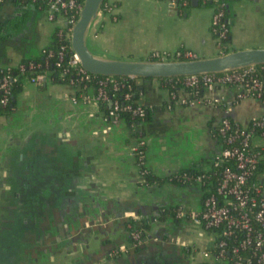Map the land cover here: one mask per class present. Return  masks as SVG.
<instances>
[{"label":"crops","instance_id":"crops-1","mask_svg":"<svg viewBox=\"0 0 264 264\" xmlns=\"http://www.w3.org/2000/svg\"><path fill=\"white\" fill-rule=\"evenodd\" d=\"M104 2L110 10L95 17L85 36L98 56L220 52L211 6ZM228 7L229 50L264 46V0H230ZM4 24L9 27L2 31ZM57 25L32 2H1L0 65L39 54ZM137 82V100L148 117L133 128L123 119L112 121L69 83L48 76L21 81L12 107L0 113V264H198L204 258L197 251L210 246L212 235L186 216L200 207L197 186L143 184L134 149L141 139L143 163L157 175L198 162L205 169L218 148L212 132L218 120L226 114L245 125L264 113L263 105L253 96L236 99L232 86L205 90V98L192 104L177 103L157 78ZM217 95L221 104L207 100ZM163 206L176 207L175 214L151 219ZM140 214L151 222L134 248L124 221Z\"/></svg>","mask_w":264,"mask_h":264},{"label":"built area","instance_id":"built-area-1","mask_svg":"<svg viewBox=\"0 0 264 264\" xmlns=\"http://www.w3.org/2000/svg\"><path fill=\"white\" fill-rule=\"evenodd\" d=\"M2 0H0L1 2ZM43 4L45 17L57 21L55 34L59 40L55 64L59 65L64 50L69 49L67 63L73 66L79 79L89 80L90 74L79 64V60L69 46L70 27L75 18H67L65 11L77 13L82 1L79 0H32ZM176 4L177 0H171ZM185 3V0H181ZM98 14L110 10L106 2ZM97 14V15H98ZM217 20V13H212L211 23ZM69 23V24H68ZM43 49V48H42ZM41 49V51H42ZM40 51V52H41ZM51 51H47V56ZM151 56L158 59H182L195 57L190 50H175L173 53L152 52ZM171 56V57H170ZM182 57V58H180ZM46 59L44 64L46 65ZM31 63L28 67H31ZM10 67L23 70L24 64L0 65V105H5L11 96L10 81L16 79L11 76ZM63 71H60V74ZM44 74H34L22 78L31 82H39ZM179 77L176 81L180 87L176 91L167 90L169 100L177 103L192 104L205 98V90H214L222 86L235 88L236 99L253 96L260 100L264 108V64L249 65L218 73L189 74ZM71 82V81H70ZM96 91L83 83L73 86L76 93L91 96L95 102H106L110 107L105 115L112 121L120 119V110H130L133 114L142 116L144 107L137 99L131 102L119 103L106 90L109 84L115 89L117 83L110 76H103L96 80ZM129 92L124 98H129ZM211 103H222L223 97L207 96ZM227 109L228 107H224ZM216 127L217 151L212 156V166L224 163L218 171L216 185L208 191L196 210L186 212L189 220L205 228L211 235V243L207 249L197 252L204 258L201 264H264V113L248 120L241 125L228 115L222 116ZM143 145L138 140L137 147ZM136 147V148H137ZM134 149V151L136 150ZM209 167L207 166V169ZM206 169V168H205ZM200 175L191 180L196 186L200 182ZM131 237L139 242V231L134 230Z\"/></svg>","mask_w":264,"mask_h":264},{"label":"trees","instance_id":"trees-1","mask_svg":"<svg viewBox=\"0 0 264 264\" xmlns=\"http://www.w3.org/2000/svg\"><path fill=\"white\" fill-rule=\"evenodd\" d=\"M2 0L1 2H3ZM14 3H17L19 6L26 2H32L38 8L42 9L43 4L39 1H32V0H9ZM82 1V0H79ZM230 0H196V4L208 5L211 6L214 13H217V20L214 24H210V28L214 35L217 37L216 45L220 49L219 53H223L229 50L227 47V43L229 41V24L231 13L228 7ZM0 2V3H1ZM104 0L100 4V9H103ZM191 4V0H185V3H181V0H177L176 5L179 9H182L184 6H189ZM26 10V9H25ZM67 18H75L76 13H73L71 10H67L64 13ZM21 15V14H19ZM20 17V16H19ZM16 18V17H15ZM24 18V17H22ZM19 18L17 22L21 23L23 20ZM22 20V21H21ZM21 21V22H20ZM13 24L12 22H9ZM69 24V23H68ZM56 29V28H55ZM54 29V31H55ZM59 47V40L56 37L55 32H53L51 41L43 47L42 51L31 57H25L20 60L21 63L24 64L23 70H18L15 67H10L9 72L11 76L16 75L15 80L10 81L11 85V96L8 102L1 106L0 105V113L9 110L12 107L13 98L16 92L19 90L21 86L22 78L28 77L34 74H44L43 76H48L49 80L54 82H65V83H73L74 85H82L85 83L86 85L90 86L92 91H96V80L102 78V75H95L90 74V79L85 81L79 79V75L76 74L75 68L67 63V57L69 55V49L64 50L62 59L59 61V65L55 64L56 59V52ZM50 50L51 54L47 56V51ZM148 59H158L157 56H148ZM182 58V57H180ZM46 59V65L44 61ZM31 63V67H28V64ZM257 64L256 66H258ZM60 71L63 73L60 74ZM150 78V77H146ZM179 77H158L157 79L161 82L162 86H164L167 90L176 91L180 84L176 81ZM111 80H114L117 85L115 89H111L110 85L108 84L106 87L107 93L113 98L118 99L119 103L131 102L134 99H137L139 93L141 92V84L137 82L138 79H144L142 77H128V76H110ZM71 81V82H70ZM129 92V98H124V93ZM132 103V102H131ZM99 107L103 110L104 113L107 112L109 109V105L106 102L99 101ZM134 105V103H132ZM144 107V113L142 116L137 114H133L130 110H120L119 117L123 119L129 126L133 128L137 126L141 121L146 120L148 117V110L146 106L142 104ZM137 133L138 130H135ZM213 135H216V127L212 128ZM144 145H140L134 151L135 161L139 167L140 174L142 176V183L149 185L152 183H171L178 186H188L192 184L191 180L195 178L196 175H202L200 178V182L197 185V194L200 199V203L207 196L208 191H212L214 186L216 185L218 171L221 169V166L224 163H220L218 166H212V156L208 160H206L208 169H204L201 167L200 163H191L188 166L181 167L180 169L176 170L175 172L167 175H157L153 173L148 167H146L143 163L144 159ZM176 207L173 206H163L157 211L151 219H161L167 214L174 215L176 212ZM150 216L148 215H138L137 217L129 216L125 219L124 225L126 230L128 231V239L131 241L134 248H137L141 245V242L144 239V232L143 230L148 228L151 222ZM134 230L139 231L138 239L139 242L134 240L131 237V232ZM140 243V244H139ZM139 244V245H138ZM201 264V263H198Z\"/></svg>","mask_w":264,"mask_h":264},{"label":"water","instance_id":"water-1","mask_svg":"<svg viewBox=\"0 0 264 264\" xmlns=\"http://www.w3.org/2000/svg\"><path fill=\"white\" fill-rule=\"evenodd\" d=\"M102 1L82 0L81 7L70 27V49L77 56L80 66L91 74L142 78L176 77L218 73L249 65L264 64V46L237 48L213 56L182 59H119L98 56L87 47L85 36L88 27L99 12ZM191 4H196V0H191ZM6 27L9 26L4 24L2 31L6 30Z\"/></svg>","mask_w":264,"mask_h":264},{"label":"rangeland","instance_id":"rangeland-1","mask_svg":"<svg viewBox=\"0 0 264 264\" xmlns=\"http://www.w3.org/2000/svg\"><path fill=\"white\" fill-rule=\"evenodd\" d=\"M158 51H161L160 49H157ZM180 50H183V49H180ZM171 52H172V50H171ZM160 53V52H159ZM171 57V56H170ZM197 57H199L198 55H197Z\"/></svg>","mask_w":264,"mask_h":264}]
</instances>
